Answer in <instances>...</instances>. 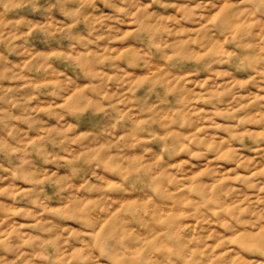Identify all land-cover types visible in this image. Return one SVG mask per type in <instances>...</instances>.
Masks as SVG:
<instances>
[{
  "label": "clouds",
  "instance_id": "9594fccd",
  "mask_svg": "<svg viewBox=\"0 0 264 264\" xmlns=\"http://www.w3.org/2000/svg\"><path fill=\"white\" fill-rule=\"evenodd\" d=\"M0 264H264V0H0Z\"/></svg>",
  "mask_w": 264,
  "mask_h": 264
}]
</instances>
